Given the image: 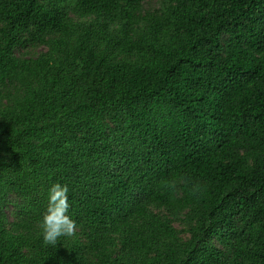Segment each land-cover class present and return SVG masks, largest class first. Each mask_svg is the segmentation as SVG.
Segmentation results:
<instances>
[{"label": "trees", "instance_id": "1", "mask_svg": "<svg viewBox=\"0 0 264 264\" xmlns=\"http://www.w3.org/2000/svg\"><path fill=\"white\" fill-rule=\"evenodd\" d=\"M0 264H264V0H0Z\"/></svg>", "mask_w": 264, "mask_h": 264}, {"label": "clouds", "instance_id": "2", "mask_svg": "<svg viewBox=\"0 0 264 264\" xmlns=\"http://www.w3.org/2000/svg\"><path fill=\"white\" fill-rule=\"evenodd\" d=\"M66 184L53 183L48 189V204L40 227L43 243L56 246L61 237H71L77 232V224L68 214L71 207Z\"/></svg>", "mask_w": 264, "mask_h": 264}, {"label": "rangeland", "instance_id": "3", "mask_svg": "<svg viewBox=\"0 0 264 264\" xmlns=\"http://www.w3.org/2000/svg\"><path fill=\"white\" fill-rule=\"evenodd\" d=\"M149 4H154V3L151 2V3H149ZM11 209H12V208H11ZM13 210H14V209L8 211V212H9V219H10V220L13 219ZM176 225L178 226V225H180V224H179V223H176ZM179 227H180V226H179ZM187 235H188V234H187Z\"/></svg>", "mask_w": 264, "mask_h": 264}]
</instances>
